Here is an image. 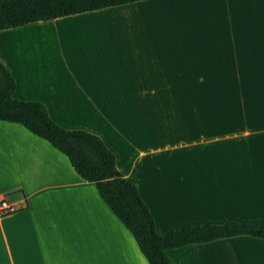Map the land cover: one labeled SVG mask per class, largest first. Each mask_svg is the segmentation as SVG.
I'll return each mask as SVG.
<instances>
[{"label": "crops", "instance_id": "obj_1", "mask_svg": "<svg viewBox=\"0 0 264 264\" xmlns=\"http://www.w3.org/2000/svg\"><path fill=\"white\" fill-rule=\"evenodd\" d=\"M15 99L99 136L161 236L264 224V0H144L0 31ZM0 264H149L94 183L0 121ZM173 264H264V240L167 252Z\"/></svg>", "mask_w": 264, "mask_h": 264}, {"label": "trees", "instance_id": "obj_2", "mask_svg": "<svg viewBox=\"0 0 264 264\" xmlns=\"http://www.w3.org/2000/svg\"><path fill=\"white\" fill-rule=\"evenodd\" d=\"M139 1L144 0H0V31ZM0 81V121L22 126L65 155L79 177L96 185L149 264H173L167 252L190 245L244 236L264 240V224L193 225L159 235L138 186L119 171L115 154L99 136L66 130L53 121L44 104L15 99L17 82L1 61Z\"/></svg>", "mask_w": 264, "mask_h": 264}, {"label": "built area", "instance_id": "obj_3", "mask_svg": "<svg viewBox=\"0 0 264 264\" xmlns=\"http://www.w3.org/2000/svg\"><path fill=\"white\" fill-rule=\"evenodd\" d=\"M17 211L15 205L8 198H0V217L10 216Z\"/></svg>", "mask_w": 264, "mask_h": 264}, {"label": "snow or ice", "instance_id": "obj_4", "mask_svg": "<svg viewBox=\"0 0 264 264\" xmlns=\"http://www.w3.org/2000/svg\"><path fill=\"white\" fill-rule=\"evenodd\" d=\"M0 83H2V81H0Z\"/></svg>", "mask_w": 264, "mask_h": 264}]
</instances>
